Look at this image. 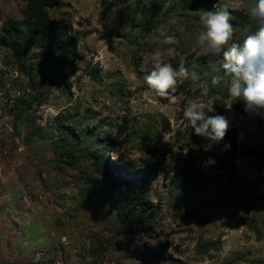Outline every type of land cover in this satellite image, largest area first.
<instances>
[{
	"label": "rangeland",
	"instance_id": "obj_1",
	"mask_svg": "<svg viewBox=\"0 0 264 264\" xmlns=\"http://www.w3.org/2000/svg\"><path fill=\"white\" fill-rule=\"evenodd\" d=\"M254 3L57 0L48 16L74 40L76 69L64 64V80L53 85L54 45L46 52L34 36L18 58L0 43V264H264V109L232 101L226 48L202 56L196 41L203 12L226 7L233 40L242 42L257 31L247 15ZM26 9L25 0H0V35L11 25L27 43ZM235 12L246 20L234 22ZM181 56L200 79L178 80L181 90L159 100L144 77ZM189 100L229 121L209 151L184 118ZM114 136L124 143L102 151L111 167L105 176L84 155ZM180 161L205 174L203 197L170 186L164 167ZM154 167L159 174L141 202L156 211L152 228L119 221L115 172L135 179Z\"/></svg>",
	"mask_w": 264,
	"mask_h": 264
},
{
	"label": "clouds",
	"instance_id": "obj_2",
	"mask_svg": "<svg viewBox=\"0 0 264 264\" xmlns=\"http://www.w3.org/2000/svg\"><path fill=\"white\" fill-rule=\"evenodd\" d=\"M247 15L257 25V31L248 34L241 42L233 40L231 12L226 7L218 11L203 12L200 16L203 30L197 35L196 41L202 56L219 54L226 48L223 51L226 61L223 68L225 75L231 77L229 91L232 101L242 100L245 111L255 112L264 109V0H255L247 9ZM165 42L173 44L176 40L174 36H166ZM188 63L184 56L179 57L178 68H173L170 63H157L155 69L144 77V81L157 96L167 97L170 92H175L178 80L200 79L198 73L189 71L186 66ZM191 63L195 67V62ZM221 79L215 76L211 83L217 85ZM200 87L202 95H207V84ZM212 111V106L189 100L183 113L194 133L207 141L202 146L204 151H209L214 145L221 143L229 128V121L224 115L206 114ZM229 147L230 144L224 145L225 149ZM207 163L214 164L215 160L209 158Z\"/></svg>",
	"mask_w": 264,
	"mask_h": 264
},
{
	"label": "trees",
	"instance_id": "obj_3",
	"mask_svg": "<svg viewBox=\"0 0 264 264\" xmlns=\"http://www.w3.org/2000/svg\"><path fill=\"white\" fill-rule=\"evenodd\" d=\"M26 10L29 22L26 25V38L27 43L20 37L19 32L14 30L11 25L4 28L3 33L0 35V43L11 47L18 58L28 54V51L33 44V37H41L44 41V49L50 52L51 47L54 45L56 52L50 56L49 63L53 70L49 82L51 85L59 84L64 80L61 73V68L64 64L70 65V69L75 70L74 65L75 57V42L66 34L63 26L56 24V22L48 16V7L52 6L57 0H25ZM246 18L240 13L235 12L233 21H244ZM250 26V29L253 30ZM187 59V58H186ZM189 63L186 65L189 67ZM173 68H178L179 60L169 59ZM94 73V71H91ZM183 86L181 84L176 86L175 92H170L167 97L157 96L159 100L170 98L177 94ZM101 150L98 152L91 151L85 154L86 158L92 159V164L99 171H102L105 176L110 175L111 167L106 163L105 152L115 149L117 146H122L124 140H117L114 136L112 142L101 141ZM264 153V146H262ZM164 167V166H163ZM165 173L168 176L169 184L172 188H177L187 192L194 198L203 197L208 190V181L205 174L194 166L193 163L187 161L177 162L174 166L164 167ZM115 171V169H113ZM159 174V171L154 167L148 169L146 173L140 174L138 178L127 179L125 176L115 172L111 186L116 191L115 194V211L117 219L121 222L130 221V226L148 230L151 227L150 223L156 215V211L150 209L148 203H141L147 198V193L150 184ZM124 229H119V232H124ZM154 256L155 261L163 258L162 250H159ZM153 264H157L154 262Z\"/></svg>",
	"mask_w": 264,
	"mask_h": 264
}]
</instances>
